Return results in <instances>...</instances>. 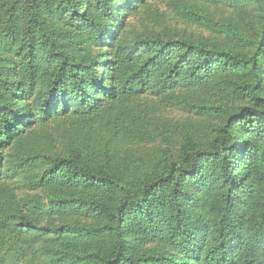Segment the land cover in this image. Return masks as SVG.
I'll return each mask as SVG.
<instances>
[{"label":"trees","instance_id":"1","mask_svg":"<svg viewBox=\"0 0 264 264\" xmlns=\"http://www.w3.org/2000/svg\"><path fill=\"white\" fill-rule=\"evenodd\" d=\"M0 264H264V0H0Z\"/></svg>","mask_w":264,"mask_h":264}]
</instances>
